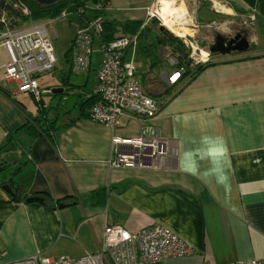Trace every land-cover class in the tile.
I'll use <instances>...</instances> for the list:
<instances>
[{"label": "crops", "instance_id": "1", "mask_svg": "<svg viewBox=\"0 0 264 264\" xmlns=\"http://www.w3.org/2000/svg\"><path fill=\"white\" fill-rule=\"evenodd\" d=\"M202 1L205 8L196 15H211L207 24L221 35L242 28L249 48L240 54L209 53L207 68L182 75L173 86L166 84V76L175 69L170 55L175 61L177 56L164 38L166 30L146 15L156 0L135 8L138 14L106 18L109 7L104 10V18L120 26L117 35H130L121 30L127 24L136 28L123 61L133 62L142 92L157 103V113L148 119L125 113L114 128L88 118L75 120L78 104L96 94L99 42L98 62L93 65L91 57L87 74H73L67 63L68 71L51 85L63 90L66 81L73 87L67 94L80 100L73 116L59 122L56 114L52 142L33 139L21 129L37 117L20 99L30 95L4 78L1 66L7 60L0 64V88L9 95L0 93V264L32 256L77 260L96 254L106 225L131 234L159 225L193 250L160 264L264 263V42L261 48L255 37L259 18H246L252 10L241 0ZM0 51L6 55L3 47ZM92 70L95 77L87 92ZM69 74L85 81L74 85ZM142 135L168 144L163 166L111 169L112 141ZM119 149L130 153L128 147ZM5 184L17 190L15 197L2 189ZM36 196L45 202L25 203ZM65 199L71 204L62 203ZM49 202L65 205L52 208Z\"/></svg>", "mask_w": 264, "mask_h": 264}, {"label": "built area", "instance_id": "2", "mask_svg": "<svg viewBox=\"0 0 264 264\" xmlns=\"http://www.w3.org/2000/svg\"><path fill=\"white\" fill-rule=\"evenodd\" d=\"M159 3L160 0H156V4ZM159 7L155 10L154 7L147 8V18L157 16ZM21 13L25 16L28 14L25 7L21 8ZM11 20L6 12L0 13V47L4 48L7 55V62L1 66V70L6 80L16 84L19 93L30 95L38 102L42 91L37 79L52 72L56 64L46 23L39 21L18 27L12 25ZM102 22L100 17H95V20H87L84 27L76 29L71 42L70 70L73 74L88 73L93 39L101 33ZM133 41L135 39L132 37L118 36L99 46L102 56L96 73L98 100L89 111L88 119L108 128L116 127L125 113L148 119L158 111L157 103L142 92L136 81L133 62L123 61V55ZM189 44L190 48L195 49ZM193 55H189L191 66L208 61V55L204 58H195ZM170 64L175 69L166 76V84L173 86L181 79L185 69L174 62ZM121 146L130 148V153H122L119 149ZM167 150L168 144L156 137L142 135L133 140L114 139L108 165L111 169H158L165 162ZM192 253V248L181 238L159 225L134 234L120 226L106 225L101 247L96 254H86L77 260L32 256L5 264H160L165 259ZM232 264L264 263L252 259Z\"/></svg>", "mask_w": 264, "mask_h": 264}, {"label": "rangeland", "instance_id": "3", "mask_svg": "<svg viewBox=\"0 0 264 264\" xmlns=\"http://www.w3.org/2000/svg\"><path fill=\"white\" fill-rule=\"evenodd\" d=\"M152 0H110L109 2V14H106V18L109 17L110 15L114 16H124L125 14H138L141 12H135V8H140L142 6L148 5ZM176 6H181L185 10V15L177 20L178 25L175 26L176 28H182L180 31L184 34L182 36L177 35L173 33L172 31H168V29L163 25V22L161 19H159L158 16L153 17V22L156 24L158 27H162L163 29L166 30L168 34H171L172 36L179 38L180 41H182V44L186 50H188V54H194L193 57L199 58L202 57L203 54L201 52L208 53V44L212 42V34L213 33H220L216 26L208 25V21L211 19L206 18V17H201L196 15V11L198 8L204 7L202 0H173ZM210 7L212 6V2L209 3ZM102 6V4L97 5V8ZM160 6L157 5L156 7L158 8ZM154 7V10L156 9ZM205 8V7H204ZM207 8V6H206ZM210 11V10H209ZM102 13H96L95 10V5L91 4L90 2L87 3L85 7V12H83V16L80 15L81 19L86 22L87 20H95L94 16L99 15V17L103 20L104 18V10L100 11ZM132 12V13H130ZM208 12V11H207ZM28 13V11H27ZM63 12L61 15L56 18V19H50V20H45L44 22L46 23V28L47 32L49 34V38L52 44V49H53V54L56 58V64L55 68L52 72L48 74H44L40 77H38L37 81L39 84V88H42V93L41 94V99L44 105V108L46 111V115L48 116L49 119L55 118L56 114L59 116V122L63 121V118L65 116H73L74 111L76 110V102L80 101L78 98H76L72 94H67V95H62V96H56L52 97L49 95V93H45L47 90L46 88H49V92L52 91V86L51 85H56L58 84V79L61 77L62 73L65 71H68V65L66 62V57L65 54L67 50L69 49L71 45L72 38L74 36V33L77 29V26L80 27L82 23L79 24L78 21V14L76 12H68L65 13V16H62ZM205 14L206 11L204 10V13L202 12L203 16H206ZM245 17L247 18L248 16H251L253 22H256V19L259 18V20L256 22V39L258 42V45L262 48V42H264V18L259 15L256 11H248ZM9 18L14 19L12 16L8 15ZM200 18L202 20H198L197 18ZM244 17V18H245ZM245 18V19H246ZM263 18V19H262ZM147 19V18H146ZM219 19L225 20L223 17H220ZM33 22L25 23V24H30ZM23 24V25H25ZM238 24V23H237ZM242 24V23H241ZM22 26V25H21ZM242 29V28H241ZM232 32H229L231 34ZM221 34V33H220ZM126 35V34H125ZM223 35V34H222ZM226 35V34H224ZM120 36V35H116ZM135 36V35H134ZM186 41V42H184ZM197 42V45L195 44ZM98 39L94 37L93 44H92V52H91V57H92V64L94 65L95 63L97 64L99 54L97 52L98 49ZM193 45V47L196 49L190 48V44ZM210 55V54H209ZM189 56V55H188ZM174 55H170V63L174 62L175 63V58H173ZM204 58V56H203ZM189 59V57H188ZM210 59V56H209ZM7 60L5 53L0 51V64L5 62ZM190 60V59H189ZM209 61V60H208ZM208 61L206 63H208ZM206 63H203L200 61L197 63L194 67L197 65H204ZM70 75V74H69ZM95 77V70H92L90 79L88 80L85 88L86 91H90L92 89L91 83L93 82ZM83 81H85V78L83 76H75V75H70V82L74 85L77 84H82ZM12 90H15L16 87L14 84L10 86ZM40 88V89H41ZM20 99L23 101L25 104L27 110L32 113L34 116H40L39 111L37 110V103H35L34 99L30 96L26 97H20ZM69 111V112H68ZM68 112L67 114H65ZM65 114V115H64ZM41 117V116H40Z\"/></svg>", "mask_w": 264, "mask_h": 264}, {"label": "trees", "instance_id": "4", "mask_svg": "<svg viewBox=\"0 0 264 264\" xmlns=\"http://www.w3.org/2000/svg\"><path fill=\"white\" fill-rule=\"evenodd\" d=\"M247 7L253 11H256L259 15H261L264 18V0H241ZM91 3L95 5L96 13H102L100 11L106 10L108 6V0H62L55 4H52L51 6H42L37 4L34 0H0V13L6 12V14L12 16L14 19L11 20L12 25L14 26H21L25 23L29 22H39V21H45L50 19H56L58 18L62 12H76L78 14V21L79 24L82 23L84 20L81 19L80 15L83 16V12H85V7L87 3ZM102 4L99 8H97V5ZM15 5V6H14ZM25 7L28 11V14L25 16L21 13V8ZM238 10L236 11L237 14H244L246 13V10ZM99 17V15L94 16ZM102 27H101V33L97 37L99 39L100 44L101 43H108L115 39L117 36L118 31L120 30V26L116 24L113 21L110 20H102ZM87 22V21H86ZM86 22H83V24L80 27H84ZM136 28H133L131 24H127L126 27H123L121 30L124 33H129V36H133L136 34L135 32ZM164 38L168 39L169 47L171 48L172 53L177 56V61H175L176 66L184 67L185 72L183 75H189L190 73H195L198 71H202L205 68L209 66L208 63L204 65H197L196 67L191 66V61L188 59V50H186L180 41L179 38H176L172 36L171 34H166ZM122 36V35H121ZM128 36V35H123ZM94 40V39H93ZM72 42V41H71ZM71 46L67 50L65 57L66 62L70 63L71 60ZM90 69V67H89ZM89 71V70H88ZM63 88L62 93L59 94H52L51 92H48L50 96L56 97V96H62L67 93L70 88L73 89V87L65 81V85L61 84L60 86ZM0 93L4 95L5 97L9 98L8 93L0 88ZM76 95L79 97L80 94L76 93ZM98 100V95L95 94L91 96L88 99H83L78 104V112L80 113L76 119H87L89 115V111L93 108L95 103ZM37 103V110L40 113V116L35 117L34 119H28L27 123L21 128L24 132H26L31 138L38 139L39 137H44L45 139L52 142L53 140V133L57 129V118L49 119L46 115V111L42 102V99ZM17 105H20L19 103H16ZM69 112V111H68ZM66 112L65 114H67ZM74 119H69L68 123L73 122ZM62 203L71 204V201L68 199H65L62 201ZM50 207L56 208L60 205L59 202H49ZM65 205V204H62Z\"/></svg>", "mask_w": 264, "mask_h": 264}, {"label": "water", "instance_id": "5", "mask_svg": "<svg viewBox=\"0 0 264 264\" xmlns=\"http://www.w3.org/2000/svg\"><path fill=\"white\" fill-rule=\"evenodd\" d=\"M37 4L42 6H51L62 0H34ZM163 29V28H161ZM213 43L209 46L210 54H221L227 55L230 53H243L246 52L249 48V42L246 37H240V35H235L228 40H224L222 35L218 32L213 34ZM62 89H54L51 92L53 94L62 93ZM2 189L6 191L11 197L17 195V190L13 189L11 185L5 184L2 186ZM45 202V199L39 196L29 198L25 200V203H39L42 204ZM60 208L63 207L62 204L59 205Z\"/></svg>", "mask_w": 264, "mask_h": 264}, {"label": "bare ground", "instance_id": "6", "mask_svg": "<svg viewBox=\"0 0 264 264\" xmlns=\"http://www.w3.org/2000/svg\"><path fill=\"white\" fill-rule=\"evenodd\" d=\"M160 7L156 10L157 16L162 20L163 25L173 33L183 36L180 31L182 28H176L178 25L177 20L185 15V10L181 6H176L173 0H160ZM206 56V53H203Z\"/></svg>", "mask_w": 264, "mask_h": 264}, {"label": "flooded vegetation", "instance_id": "7", "mask_svg": "<svg viewBox=\"0 0 264 264\" xmlns=\"http://www.w3.org/2000/svg\"><path fill=\"white\" fill-rule=\"evenodd\" d=\"M235 35H240V37H246L247 38V35L245 34L244 30H242V29H235L231 34H229V35L223 34L222 37L224 38V40H228ZM208 58H209V54H208Z\"/></svg>", "mask_w": 264, "mask_h": 264}, {"label": "clouds", "instance_id": "8", "mask_svg": "<svg viewBox=\"0 0 264 264\" xmlns=\"http://www.w3.org/2000/svg\"><path fill=\"white\" fill-rule=\"evenodd\" d=\"M46 93H48V91H46Z\"/></svg>", "mask_w": 264, "mask_h": 264}]
</instances>
